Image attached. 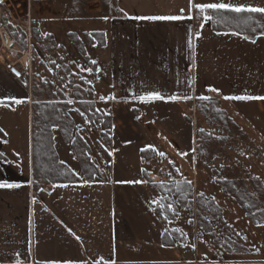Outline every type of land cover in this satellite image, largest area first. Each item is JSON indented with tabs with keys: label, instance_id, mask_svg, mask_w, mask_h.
Listing matches in <instances>:
<instances>
[{
	"label": "crops",
	"instance_id": "crops-1",
	"mask_svg": "<svg viewBox=\"0 0 264 264\" xmlns=\"http://www.w3.org/2000/svg\"><path fill=\"white\" fill-rule=\"evenodd\" d=\"M232 2L264 7V0ZM0 8L9 20L11 49L31 56L29 73L22 70L26 74L22 81L7 69L10 52L0 49V152L11 162L0 164V182L21 185L0 188V264H264L262 251L254 252L252 258L247 252L230 253L228 260H214L208 248V261H204L196 245L194 252L189 243L176 239L172 246H164L161 237L165 228L155 212L143 204L144 208L133 204V195L129 198L126 193L134 183L114 184L112 177L83 183L71 143L57 126L51 128L55 153L62 164L80 174L79 180L53 184L67 187L48 184L38 190L33 184V132L40 129L46 106L72 99L68 111L74 123L72 137H84L85 132V121L75 111L79 100L71 96L53 99L48 94L53 87L51 80L45 74L42 84L38 78L41 70L54 65L48 64L47 58H60L62 63L65 57L69 65L67 58L86 56L92 78L89 101L99 113L111 114L112 146L117 118H123L119 130L126 135L138 132L139 124L134 120L144 118V135L150 132L155 145L167 144L179 153L183 145L178 143L175 130L166 133L148 123L156 118L152 111L157 109L159 114L164 106L184 109L196 105L200 96L213 95L237 123L251 122L260 109L252 110L256 111L253 117H247L244 110L250 107L248 104L264 100L224 97H264V35L215 31L211 21L198 19L196 10L188 19V0H4ZM150 15L184 18H136ZM73 41L82 42L84 51L76 49ZM39 87L44 88V95L38 92ZM153 91L166 98L177 94L181 98L139 100V96ZM101 96L107 100H101ZM123 103L133 110L129 112L126 107L128 114L117 117L112 105ZM146 113L149 118H145ZM178 220L168 227L184 229ZM255 227L264 229V225Z\"/></svg>",
	"mask_w": 264,
	"mask_h": 264
},
{
	"label": "rangeland",
	"instance_id": "rangeland-1",
	"mask_svg": "<svg viewBox=\"0 0 264 264\" xmlns=\"http://www.w3.org/2000/svg\"><path fill=\"white\" fill-rule=\"evenodd\" d=\"M8 42L5 41L6 44ZM82 44V42H74V47L84 51ZM78 58L76 56L67 58L69 65L65 63V57L61 58L62 63L60 58H47L48 64L54 65L41 70L38 78L42 80V84L45 74L48 80H51L53 87L49 88L50 91L47 90L48 94L59 96L63 92L67 96H72L74 93L72 86L83 88L91 93V71H81L78 67L90 69V66L86 56L78 54ZM42 60L44 61L45 58L43 57ZM26 74L23 73L22 81H25ZM37 89L38 92H43L44 88ZM42 94L44 95V92ZM209 98L199 100L196 105H190L184 109L164 106L159 114L156 112L157 109H152V114L156 118L148 120V123L157 130L164 129L166 133L175 130L178 143L183 145L182 152L179 153L167 144L155 145V139L150 132L148 136H145L141 127L144 118L134 120L136 124H139V133L136 130L133 135L122 133L119 129H121L123 118L117 117L121 116L120 113L128 114L124 110L126 107L131 112L133 109L130 104L123 103L125 107L112 105V109L117 111L116 114L118 113L117 117L115 116L117 120L113 146L111 132V145L106 146L105 138L102 136L105 130L103 125L84 122L85 132L82 138L88 145V156L95 168V174L91 175V173L90 177H93L92 179L112 177L114 184L115 182L134 183L126 190L129 198L133 195V204L139 205L140 208L144 205L154 211L161 225H164L162 227L165 228V232L174 231L168 227V224L180 219L179 224H183L184 229L179 231L183 239L179 241L189 243L193 252L195 250L193 245L198 246L204 261H208V248L211 250L209 256L214 260L229 259L227 256L230 253L220 245L224 238L234 244L232 250L236 248L240 253L248 252L250 254L248 257L252 258L251 255L256 252V249L264 252V229L255 227L249 221L234 198L224 192L219 181L232 180L238 187L244 186L257 196L256 185L264 189V103L258 101L256 104L255 102L248 104L250 107L244 110L248 113L247 117H253L256 114V111L252 113L254 109H260V114L251 118V122L237 123L220 108L216 97L212 95ZM202 111H206L207 118ZM145 118H149L148 113ZM142 146H154V150L152 147H145L148 150L142 154L139 152ZM160 152L164 155L160 156ZM74 158L77 160L75 156ZM150 177L153 178L152 181L148 179ZM82 178L86 179L84 173ZM134 181L144 182L140 185ZM185 181L190 182L194 198L211 197L221 208L223 221H211L213 236L201 227L199 217L196 216V207L193 209L194 212H191L187 202L181 203L177 200L175 193L178 187H174V183ZM185 190L187 193L188 188ZM201 193L203 195H200ZM259 201L264 209V198H259ZM169 204L172 205V209L168 207ZM261 256L264 259V253Z\"/></svg>",
	"mask_w": 264,
	"mask_h": 264
},
{
	"label": "trees",
	"instance_id": "trees-1",
	"mask_svg": "<svg viewBox=\"0 0 264 264\" xmlns=\"http://www.w3.org/2000/svg\"><path fill=\"white\" fill-rule=\"evenodd\" d=\"M75 2H78V0H75ZM208 14L213 15V20L211 21L212 28L218 32L228 31L236 32L241 35L256 36L263 33L264 30V15L262 14H237L224 11L215 14L209 12ZM201 17L203 16H199L198 19ZM75 42L79 43L78 41ZM72 88L74 89V93L71 98L79 100L78 109L80 112H84L85 116L82 117L77 111L76 112L84 121L87 118L93 123L104 126L105 130L102 136L105 138L106 146L110 147L111 114L108 113L103 115L97 112L95 105L89 101L91 93L87 90H83V88L77 86H72ZM50 96L55 100H66L69 97L63 92H61L59 96H54L52 94ZM71 107L72 105H68L67 103H52L47 105L39 121L40 124H42L40 125V129L38 132L36 130L33 132V184L36 190L48 184L53 185L79 180L66 165L58 160L51 135V128L54 126L62 129L64 138L71 143L74 156L78 159L86 179L92 180L93 177L90 176L95 174V168L88 156L89 148L85 140L78 134L72 137L71 132L74 123L68 115V111ZM205 112L206 111H202L204 116H206ZM142 154H145V151L142 152ZM148 179L150 181L153 180L152 177ZM185 182L174 183V187H178L175 193L177 200L181 203L187 202L191 212H194L193 209L196 207L195 212L196 216L199 217L201 227L213 236V225L211 221H223L221 218V208L211 197H207L206 199L194 198L191 184ZM219 183L223 186L224 192L234 198L252 224L256 226L264 225V209L261 207L259 201V198H264V189L262 187L256 185L257 196L249 192L244 186L238 187L232 180H220ZM186 188H188V195H186L187 193L185 192ZM162 219H164V217ZM174 239L183 240L180 236V232L176 230L167 231L162 234L161 243L164 246H172L174 244ZM220 245L223 246L228 253H240L236 248L232 250V245L234 244L230 243L228 239L224 238Z\"/></svg>",
	"mask_w": 264,
	"mask_h": 264
},
{
	"label": "snow or ice",
	"instance_id": "snow-or-ice-1",
	"mask_svg": "<svg viewBox=\"0 0 264 264\" xmlns=\"http://www.w3.org/2000/svg\"><path fill=\"white\" fill-rule=\"evenodd\" d=\"M4 0H0V5H3ZM188 12L189 15L187 16L188 19H192L193 16L191 15L193 10H196L197 13V17H199L200 15L203 16V20L205 23L212 21L213 20V15L208 14L209 12L215 14V13H219L221 11L224 12H229V13H249V14H262L264 15V7H257V6H252V5H246V4H242V3H233L232 0H209V2H195V0H188ZM120 11H123V9H121ZM184 9H180V13H183ZM137 19H145V20H151V21H175V20H180L182 18H184L182 15H150V16H143V17H136ZM219 22V21H217ZM201 27H203V24L201 25ZM227 34V33H225ZM237 35H239V33H236ZM261 35H264V33H261ZM197 38H199V33H197ZM245 39H247V37H244ZM189 46L191 47V40H189ZM53 63H55L53 61ZM92 63H95V61H92ZM57 67H60V65H57ZM80 67L81 71H88L90 72L91 69H85L82 66H78ZM51 70V69H50ZM218 91V90H216ZM115 97H113L114 99ZM181 98L178 94L177 95H172L170 97H164L160 92H149V93H145L144 95L139 96V100L141 102H151L154 100H161V99H170V100H177ZM183 99H191L190 96H183ZM14 100V102L16 103H21L22 101L16 98H11ZM101 100H107L106 97L101 96L100 97ZM198 99L200 100H208L210 99L209 97L206 96H200L198 97ZM224 99L226 100H249V99H260V100H264V97H253V96H249V95H241V96H226L224 97ZM2 102V101H0ZM73 100L72 99H67L66 103L68 105L73 104ZM75 111H77L82 117L85 116L84 112H80L79 109H75ZM97 112L99 111V109L96 110ZM85 123L86 124H90L91 120L90 119H85ZM3 130L0 129V132H2ZM201 131H203V129H201ZM152 146H148V148H151ZM148 148L145 149H141V151H147ZM154 150V149H153ZM110 154V153H109ZM18 155V154H17ZM160 156H163L164 153L160 152L159 153ZM186 155V153H185ZM11 163L10 161H8L5 157V154L0 152V164H8ZM73 171V175H75L76 177L79 178V173L76 172L75 170ZM135 183H142L144 181H134ZM83 183H88V180L85 179L83 181ZM185 183H190V182H185ZM21 185L16 184V183H8L6 181L4 182H0V188H19ZM54 187L60 186V187H67L68 185H53ZM41 191H43L41 189ZM200 195H203L202 193ZM153 203H156L155 201H153ZM168 207L170 209H172V205L169 204ZM193 248H195V245H193ZM256 251H259V249H256ZM66 264H68V262H66Z\"/></svg>",
	"mask_w": 264,
	"mask_h": 264
},
{
	"label": "built area",
	"instance_id": "built-area-1",
	"mask_svg": "<svg viewBox=\"0 0 264 264\" xmlns=\"http://www.w3.org/2000/svg\"><path fill=\"white\" fill-rule=\"evenodd\" d=\"M8 27L9 20L7 19L6 14L0 8V49L3 47V49L10 52L9 56H6V60L8 61L7 69L9 72L12 73L16 78H22V70H26L29 73L31 64L30 54L29 52L18 53L17 50L11 49L12 41H10L8 44L5 43V41L9 39L7 34ZM17 57L19 58L17 59Z\"/></svg>",
	"mask_w": 264,
	"mask_h": 264
},
{
	"label": "bare ground",
	"instance_id": "bare-ground-1",
	"mask_svg": "<svg viewBox=\"0 0 264 264\" xmlns=\"http://www.w3.org/2000/svg\"><path fill=\"white\" fill-rule=\"evenodd\" d=\"M7 41H9V40H7Z\"/></svg>",
	"mask_w": 264,
	"mask_h": 264
}]
</instances>
